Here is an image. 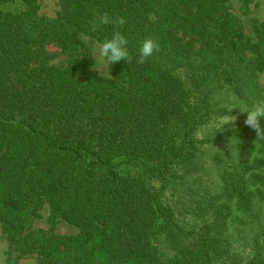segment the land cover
<instances>
[{
	"label": "trees",
	"instance_id": "16d2710c",
	"mask_svg": "<svg viewBox=\"0 0 264 264\" xmlns=\"http://www.w3.org/2000/svg\"><path fill=\"white\" fill-rule=\"evenodd\" d=\"M17 1L22 11L4 9ZM225 2L61 0L48 19L37 0H0V224L11 252L40 264H241L229 221L264 187V139L244 122L238 159L221 160L219 183L205 187L193 135L211 112L180 75L200 89L218 78L249 109L264 102V23L252 44ZM114 30L129 38L130 58L110 62L109 79L91 70L82 36L102 44ZM146 39L156 48L141 63ZM61 55L65 66L49 64ZM44 203L51 226L79 233L31 231Z\"/></svg>",
	"mask_w": 264,
	"mask_h": 264
},
{
	"label": "rangeland",
	"instance_id": "374dc122",
	"mask_svg": "<svg viewBox=\"0 0 264 264\" xmlns=\"http://www.w3.org/2000/svg\"><path fill=\"white\" fill-rule=\"evenodd\" d=\"M224 7L230 16L240 20L244 33L255 45L259 40L258 25L264 23V0H254L248 8L242 7L240 0H226ZM4 9L11 12L22 11L24 5L19 1L9 2L5 4ZM60 10L61 0H37L38 17L54 19ZM82 40L92 52L91 70L102 77L111 79L110 62L100 54L102 44L86 35L82 36ZM68 60V56L61 55L52 59L49 64L65 66ZM180 75L190 89L192 102L199 106L205 100L210 108V115L204 124L196 128L193 139L199 148L198 155L202 164L201 183L205 187L215 189L220 180L218 165L222 164L219 162L238 159L240 146L237 147L238 142L233 139V134L242 130L247 116V113H242L239 109L248 108V106L218 78L214 79L206 88L200 89L193 86L184 70L180 71ZM258 83L264 92V72L258 75ZM224 123L228 124L222 127ZM251 190H253V195L250 210L240 212L233 207L229 221L228 236L231 254L238 257L241 264L253 260L258 254L264 256V187L258 186ZM172 194L173 189L171 188L166 193V200L173 206H177L176 198L172 197ZM185 198L183 205H185L184 211L187 212L191 206H194V203L192 204L190 197L185 196ZM50 217V208L48 204L44 203L39 210V216L31 224V231L45 230L65 236L79 233L75 226L65 221L51 226ZM179 219L184 224L193 223L188 213H183ZM0 264H40V261L36 254L11 252L10 244L0 224Z\"/></svg>",
	"mask_w": 264,
	"mask_h": 264
},
{
	"label": "clouds",
	"instance_id": "9594fccd",
	"mask_svg": "<svg viewBox=\"0 0 264 264\" xmlns=\"http://www.w3.org/2000/svg\"><path fill=\"white\" fill-rule=\"evenodd\" d=\"M110 17L105 15L102 18V23H108ZM118 23L122 26L125 23L123 18L119 19ZM129 38L119 30H114L110 37L103 40L100 54L109 62L116 63L126 61L130 58V49L128 47ZM155 42L152 39H146L142 42L139 49V62L143 63L144 59L151 56ZM242 113H247L245 124L255 129L257 136L264 139V102L257 103L251 109H239ZM228 123H224L222 127Z\"/></svg>",
	"mask_w": 264,
	"mask_h": 264
}]
</instances>
